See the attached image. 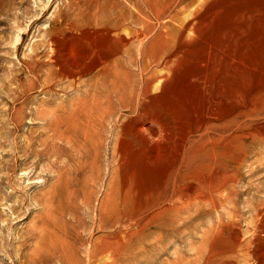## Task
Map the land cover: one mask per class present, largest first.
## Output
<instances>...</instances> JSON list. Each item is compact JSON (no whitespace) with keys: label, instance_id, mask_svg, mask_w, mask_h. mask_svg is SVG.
I'll use <instances>...</instances> for the list:
<instances>
[{"label":"bare ground","instance_id":"bare-ground-1","mask_svg":"<svg viewBox=\"0 0 264 264\" xmlns=\"http://www.w3.org/2000/svg\"><path fill=\"white\" fill-rule=\"evenodd\" d=\"M216 1L109 0L112 10L104 12L99 9L104 0H67L65 9H58L48 19L42 39L33 42L30 51L19 58L20 72L25 77L24 89L5 112L7 122L4 123V140L8 141V151L4 155L7 159L0 167V170H3L0 175V202L4 201V206L12 214L17 208H21L26 214L32 203L40 206L38 213L31 218V224L18 235L14 256L7 251L8 244L5 240L4 245H0V249H4V256L11 259L13 264H134L148 249L164 248L169 243L178 241L181 236L192 240L189 243L191 261H186L178 255V250H175L176 255L168 264H264V198L259 205L250 207L246 212L249 222L244 231V225L241 227L239 223L242 214L236 203L237 185L245 176H252L258 169L264 168V156L257 157L264 152V127L263 123H260L250 132L243 131L245 135L250 136V140L245 137L246 142L241 144L242 147L228 153L230 140L237 137L233 132L251 125H235L234 130L231 127L233 119L228 109L231 108L229 106L233 97L230 98L224 86H220L222 83L217 85L221 78L217 76L218 71L213 62L218 60L215 56L223 55L221 47L224 45L219 47V43L217 47L203 40L204 26L206 28L204 23ZM257 8L256 11L260 9ZM45 14L46 11L38 17L37 22L41 21ZM240 14L241 12L238 15ZM253 25L256 30L257 25ZM24 36H27V33H24ZM235 37L239 39L242 36ZM238 39V46L242 47V43L245 45L242 41L239 45ZM189 56L192 57L191 60L196 61L197 66L191 70L193 72L189 74L188 79L184 77L187 80L185 83L189 85L187 93L185 92L187 96L182 94V102L177 100L178 104L182 103L191 110L190 120L186 122L178 119L179 115L175 118L174 113L165 111L162 101L168 97L181 64ZM230 57H225L226 63L224 60H218L217 68H221L222 74L230 68L233 60H230ZM243 57L245 55L240 58ZM246 60L248 63L250 58ZM244 63L246 64L245 60ZM242 66L239 71L244 68ZM236 71L238 73V70ZM239 74L241 75V72ZM240 75L239 78L243 76ZM216 76L219 79L216 78L215 82L213 78ZM260 77L261 75L259 79ZM176 83L180 82H175L177 86ZM34 92L42 94L44 98H31ZM71 94L73 95L70 96ZM32 104L35 105L34 108L30 107ZM234 105L232 106L235 107ZM231 110L233 112V109ZM218 111L219 114L216 113ZM32 117L41 123V132L21 143L15 133L21 129L25 119ZM261 118L264 119V116ZM106 126H109V151L113 162L118 153L117 141L126 137L132 138L133 133H140V136L142 134L149 143H157L155 152L151 150L153 153L150 154L156 162L163 158L166 160L162 173L160 168L157 169L159 165L156 167L158 173L164 175V180L160 179L165 181L166 185L162 191L156 193L146 210L132 218L130 216L125 222H119L123 229L120 238L118 236L121 232L118 231L115 221L104 222L101 206L93 224L97 228L113 231L110 233L113 241L90 240L82 257L77 253L76 242L69 239L67 226L64 223L54 224L47 210L57 192L68 190L71 171L75 175L90 173L87 175L92 179L100 177V153ZM139 141L134 143L142 154L145 145ZM132 143L130 146L133 147ZM159 144L162 145L158 146ZM18 152H21V156H18ZM62 154L75 156V159H69V163L59 165ZM251 155L255 160L246 166V161ZM142 156L144 157L143 154ZM39 173L44 174L46 179L39 181L36 177ZM113 174L112 169L110 178ZM155 177L156 174L153 178ZM36 178L38 181H33ZM113 180L115 179L111 182ZM50 181L52 183H48ZM186 182L188 184H185ZM3 183L4 194L1 187ZM154 183L151 181V186ZM28 187H38L41 193L28 195V198ZM7 188L9 192L5 191ZM12 198H15L13 203L7 205ZM241 232L245 237L241 238ZM223 243L226 245L218 246ZM136 249L138 251L135 252ZM232 253L236 255L232 257Z\"/></svg>","mask_w":264,"mask_h":264},{"label":"rangeland","instance_id":"rangeland-1","mask_svg":"<svg viewBox=\"0 0 264 264\" xmlns=\"http://www.w3.org/2000/svg\"><path fill=\"white\" fill-rule=\"evenodd\" d=\"M66 1L67 0H0V167L2 166V164H4V161H6V159H7V158H4V155L8 151V149L6 148L8 141L4 140V123L6 124V122H7V117H6L5 112H6L7 108L10 106V104L16 99V97L22 91V89H24L23 86L25 85L24 84V81H25L24 78L25 77L20 72V65L18 64L19 58H22L24 54H26L30 51L29 48L31 47L33 42H36V41H39L40 39H42V37L44 36V30L46 29V26L48 24L47 23L48 19L51 16H53L58 9H61V10L65 9ZM85 1H87V0H85ZM216 3L211 8L209 15L206 18L207 21L205 20L204 25H206V28L204 26V36L205 35L206 36L205 37L203 36V40L205 39V41H207L208 43L211 42V44L216 45L217 47L219 46V43H220L219 47L224 45L223 47H221V49L224 50V51L222 50L223 55L215 56V58L218 60L220 59L219 61L224 60V62H225L226 56L228 59L230 56H233V58L230 57V60L233 59L231 61L233 64L230 63L231 65H230V68L228 69L227 72H224L222 70L223 71V74H222L220 72L221 68H217V67H219V61L213 60V62H215L214 64H215L216 71H218L217 76L219 75L218 77L221 78V79H219L216 76L215 79L213 78V80L216 82V78H218L219 80L217 82L218 83L217 85H220L222 83L220 86L223 85L225 88V91L227 90L226 92H228L227 94L228 95L230 94L229 97L234 98V99L233 98L231 99V102L232 103L234 101L235 102L233 104L231 103V105L229 106L231 108L228 109V111H230V113L227 112V113H229V115L231 114L230 117H231V119H233V120H231L233 122L232 123L233 125L231 124L232 125L231 127L233 128V130H234L235 125H240L239 127H242L246 124L251 125L249 127L246 126L245 127L246 129H243V128L238 129L239 132L237 130H235V132H233L234 135H236L237 137L235 139H231L229 142L230 144L228 145V151L230 150V152H228V151L227 152L231 153V152H235L236 148L242 147L241 144H244V142H246L245 137H247L246 139L250 140V136L245 135V133L243 131H245L246 133L250 132L255 127H258V125L260 123H263L262 126L264 127V119L261 118V116H264V80H263L264 79V52H263L264 51L263 50L264 49L263 48L264 47V45H263L264 44V34H262V33H264V13H263L264 12V10H263L264 9L263 8L264 7V0H228V1L227 0H217ZM110 5L111 4L109 3V0H104V3L101 4V6H99V9L104 11V12H110L112 10ZM260 5H262V6H260ZM222 6H224V7H222ZM257 7L260 9H258ZM255 8H257L258 10L256 11ZM108 9H109V11H108ZM247 9H248L249 13H248ZM250 9H251V11H250ZM45 11H46L45 16L42 18L41 21L37 22L38 17H40V15ZM239 11L241 12L240 15L242 17H240V15H238L240 13ZM260 11H261V13H260ZM250 12L251 13L253 12L252 14L253 15L255 14L256 17L253 16ZM259 13H260V15H259ZM261 14H263V16ZM212 15H214V16H212ZM245 15H246V18H244ZM215 17H218V18H215ZM258 17H260V18L262 17V19H260ZM253 18L254 19L256 18V19L254 20ZM235 20L237 21V23ZM239 21H241V22H239ZM206 22H208V23H206ZM233 22L236 25H234ZM244 23H248L250 26L248 24H244ZM262 23H263V25H261ZM207 24H208V26H207ZM253 24L257 25L256 30H255V26ZM258 25H260V27H258ZM242 26H245V27H242ZM218 27L220 28V30ZM262 27H263V29H262ZM232 28L236 31H234ZM226 29H228V30H226ZM229 29H231L232 31L230 32ZM251 29H253V30H251ZM241 30H243V31H241ZM244 30L246 32H249L248 34H250V35H248ZM256 31L258 34L256 33ZM211 32H213V33H211ZM24 33H27V36L23 37ZM230 33L233 35H231ZM234 35L238 36V37L239 36H242V37H239V39H240L239 40ZM227 36L229 37L230 40L228 39ZM230 36H232L231 37L232 39L230 38ZM233 36L235 37V39ZM247 36H251L252 38H247ZM210 38L211 39L214 38L215 40L214 39L210 40ZM224 38H226V39H224ZM237 39H238L237 43L240 42V44L238 43L239 45H241V43L244 42L246 46L243 43H242V47L238 46L236 44ZM231 40H233V41L231 42ZM230 42L233 44H231ZM226 45H227V47H225ZM232 45L235 46V48H233ZM247 45L249 47H247ZM257 46H259V47H257ZM232 49H234L235 51H233ZM257 49L259 52L257 51ZM226 51H228L227 54H226ZM236 51L239 52V54ZM234 52H236V54ZM244 52H246L247 55ZM237 54H238L239 58L237 57ZM235 55H236L237 59L235 58ZM243 55H245V57L240 58ZM260 56H262V57L260 58ZM223 57H224V59H223ZM191 58H192L191 56L187 57L186 58L187 60L184 61L185 63L183 62L180 66V68L182 67L183 69L179 68V70H178L179 72H177V78H176L175 82H180L181 84L176 83V84H178L176 86L175 82H174L173 85L171 86V88L169 89V92L172 94V96H174V98L172 99L171 94L168 93L169 94V95L167 94L168 97L167 98L165 97L164 100L162 101V103H163L162 105L164 106L165 111H168V113L170 112L171 114L174 113L175 118H177V116L179 115L178 119L186 121V122H189V120H190L191 110H189L188 107L185 106L184 104L182 105V103L178 104L177 100L182 102L183 96H180V95L183 94V95L187 96L186 93H187L189 85H188V83H185V82L187 81L186 79H188V76H190L189 74H191L193 72L191 70L196 69V66H197L195 63L196 61L194 59L191 60ZM249 58H250V60L247 63L246 59H249ZM235 59L237 62L235 61ZM244 60L246 61L247 66L244 63ZM192 61H194V62H192ZM242 61H243V63H241ZM190 62H191V64H189ZM187 64H188V66H187ZM216 64H218V65L216 66ZM234 64L237 66L234 67L235 66ZM193 65H194V67H193ZM238 65H239V67H238ZM241 66H242V68L243 67L244 68L239 71V68ZM247 67L249 69H247ZM236 68H238V69H236ZM217 69H219V70H217ZM236 70H238V73H236L237 72ZM188 72H190V73H188ZM240 72H241V75L239 74ZM259 72H260V74H259ZM228 73H229V75H228ZM180 74L182 77L180 76ZM246 74H248V77H249V78L247 77L248 80L246 78ZM178 75H179V77H178ZM230 75H232V76H230ZM236 75H238V76L235 79ZM239 75L240 76L243 75V76L239 78ZM259 75H261L262 79H261V77L259 79ZM184 77H186V79ZM254 77H255V79H254ZM183 79L185 81H183ZM229 79H231V80H229ZM250 79H251V81H250ZM243 80H244V82H242ZM232 81L234 84L232 83ZM237 81L240 82L239 83L240 86L237 84L238 83ZM225 82H226V84H225ZM242 83H245V84L242 85ZM225 85L229 89L226 88ZM223 86H222V88H223ZM184 87L186 90L184 89ZM231 87H233V89ZM240 87H243V88H240ZM180 88H182V89H180ZM259 90H261L263 93L261 91H260V93L257 92ZM174 91H176V92H174ZM177 92H179V94ZM257 93H258V95H256ZM72 95L73 94H71L70 96H72ZM177 95H178V97H177ZM238 95H240V97ZM241 95H242V97H241ZM186 96H185V98H186ZM30 97L33 99H36V100L44 98V96L42 94L35 93V92L32 93ZM168 99H170V100L168 101ZM253 101H255V102H253ZM172 102L173 103L176 102V103L173 104ZM259 102H260V104H259ZM178 105H180V106H178ZM232 105H234L235 107H233ZM238 105H239V107H238ZM30 107L34 108L35 105L32 104ZM181 107H183V108H181ZM243 107H244V109H243ZM179 108H180V110H179ZM248 108L251 109L252 111L251 110L248 111L249 110ZM231 109H233V112L234 111L235 112L233 113ZM242 110H243V113H242ZM244 110H245V112H244ZM238 112H240V113H238ZM251 112H253V113L251 114ZM216 113L219 114L220 111H218ZM185 117H186V119H185ZM238 117H239V120H238ZM33 119H34V117L29 118V119L28 118L25 119L22 122L23 125L21 126V129L16 131L15 137L18 140H20L21 143L25 139L37 136L41 132V123L39 121H36ZM251 119H253V120H251ZM235 120H238V121H235ZM250 122H252V123H250ZM235 133H237V134H235ZM137 135H139V136H137ZM103 136L104 137L102 138L103 142H102L101 153H100V165H101L100 177L98 179H92L91 176L88 177V175H90V173L85 172V173H78L75 175L71 171L68 190L67 191L60 190L59 192H57L56 197H54L55 195L52 197V199H51L52 203L48 207L49 210H47L51 214L50 218H51V221L54 222V224L61 225L62 223H64L67 226V233L69 235V239L71 241L76 242L75 247H76L77 253H78V255H81L82 257H84V253L86 250L85 248L88 246V243L90 240L91 241H95V240L100 241L101 239H104L102 241H105V240L107 242L113 241L112 235H110V233L112 234L113 231L109 230L108 228H97L93 224V222L95 221L94 219L96 218V215H98L101 206H103V209H104V210L102 209L104 222L115 221V223H116L115 225L118 228V231L121 232L123 229L120 226L119 222H123V221L125 222L128 220V218H130V216L132 218L135 215L137 216L138 214H140L141 212L146 210V207H148L147 205L153 200V197L156 195V193H159L160 190L162 191L166 185L165 181H163L164 175H162V174L160 175V172L162 173V171L164 169V165L166 163V160L163 158L162 160L160 159L159 161L156 162L154 159L151 158L152 156L150 154L151 152L153 153V151L155 152L157 143H155V142L149 143L148 140H146L147 138L145 136H143L142 134L140 136V133L139 134L133 133L134 140H133V137L132 138L126 137L123 140L120 139V141H117V145H120V146L116 145V153L117 152L118 153L116 154V158L114 161L115 163H114L112 158H111V155H110L111 151H109L111 149L109 126H106L104 133H103ZM105 136H107V137H105ZM139 138H141V139H139ZM8 139L10 140L11 138L9 137ZM136 140H137V142H138V140H140L139 142L141 144L145 145V147L143 148L144 149L143 151H145V150L146 151L145 152L142 151V154L144 155V157L141 154V150L138 151L139 148H137L136 143H134ZM249 140H247V141H249ZM124 141H126L127 143L126 142L123 143ZM4 142H5V144H4ZM129 142L132 143L135 147L130 146ZM123 144H125V146ZM161 145L159 144L158 146H161ZM146 147L148 148L149 151L147 150ZM128 148H130L129 149V151L131 150L130 152L128 151ZM132 149H134V150H132ZM151 150H153V151H151ZM132 152H134V153H132ZM18 153H19L18 156H21V152H18ZM149 154H150V156H149ZM68 155L67 156L65 154L61 155V157L59 159V165L65 164L64 162L69 163L68 162L69 159H75V156L69 157ZM263 156H264V152H263V154H261V156H257V157L260 158ZM142 158L145 160H143ZM254 160H255V157L254 156L252 157V155H251V157L246 161L245 165L249 166ZM144 163L146 165L147 164L148 165L146 166ZM152 166H153V168H152ZM156 167L158 170L160 168L159 173H158V170L156 169ZM112 169L114 170V174H113L112 178H110L109 174H110V170H112ZM257 171L258 172H256L252 176H248V177L245 176L243 178V180L241 181V183L239 185H237L238 193L236 195V203H237V208H238L239 212H241V214H242L241 220L239 222L241 227L244 225L242 227V231H244V229H245L244 227L249 222L248 221V214H246V212L249 211L250 207H253L257 204L259 205L260 201L264 198V168L261 167ZM2 173H3V170L2 171L0 170V175H2ZM155 174L157 175V177L158 176H160V177L159 178L155 177V179H154L153 177L155 176ZM53 175L54 174H51V176H53ZM152 175H154V176H152ZM36 177L39 178V181L46 179L45 175L40 174V173ZM104 177L105 178L107 177V178L104 179ZM38 178L33 179V181H38L37 180ZM160 178H162L163 180ZM112 179H115V180H113V182H111ZM86 180H88V181H86ZM151 181H152V183H154L155 181L156 182L154 183V185L152 184V186H151ZM157 182L160 183V185L161 184L162 185L161 186L157 185L158 184ZM161 182H163V183H161ZM48 183H52V181H50ZM24 184H26V182ZM84 184L87 186H85ZM185 184H188V182H186ZM156 185L159 187H157ZM122 186L123 187L126 186V188H122ZM1 187H2V192H3L2 194H4V183L2 184ZM132 187H134V188L132 189ZM109 189L111 192L109 191ZM129 189H130V191H129ZM126 190H128V191H126ZM139 190H141V191H139ZM5 191L9 192L10 190L7 188V189H5ZM149 192H151V193H149ZM27 193H29V194H27ZM27 193H26V196L29 198L30 196L38 195L41 192H40V189L38 187H36V188L28 187ZM131 194H133V195H131ZM28 195H30V196H28ZM141 195H142V197H141ZM130 198H132V199L134 198V199L132 200ZM242 198H244V199H242ZM113 199H115V200L113 201ZM139 199H141V200H139ZM14 200H15V198L14 199L12 198L10 200V202H8L7 205H10L11 202L13 203ZM126 200L128 201V203ZM135 200H136V202H135ZM144 200H145V202H144ZM140 201L143 202L144 204L141 203ZM104 202H106V203H104ZM130 202H131V204H130ZM249 202H250V204H249ZM247 204H249V205H247ZM35 205H37V203L36 204L32 203L28 207V211L26 212V214L23 213L21 208H17L15 213L12 214L10 211L7 210L8 208L6 206H4V201L0 202V213H1L0 214V245L1 244L4 245V240H5V242H7V244H8L6 246L7 251H9L12 256H14V249H15V245L17 244L18 235H20L21 233H23L26 230V228L31 224V218L34 215H36L38 213V211L40 210V206H35ZM109 206H111V207H109ZM135 207L137 208V211H136ZM30 210H32L31 213H30ZM3 212H4V214H3ZM106 212H107V215H106ZM20 213H22V214H20ZM125 213H126V216H125ZM112 217H113V219H112ZM4 219H6V221H4ZM108 219H111V220H108ZM121 234L123 235L122 232L119 233V236H118L119 238L122 236ZM89 235H90V237H89ZM109 237H110V239H109ZM243 237H245V235H244V233L241 232V238H243ZM93 238H94V240H93ZM190 241H192V240L186 239V237L181 236L178 241H175L172 244L169 243L164 248H154V247L150 248V249H148L149 253L147 250L146 253L142 256V258L138 259V261H136L135 263L136 264H166V263L168 264L170 261H172L174 259L173 256L176 255L175 250H178L177 251V252H179L178 255L180 254L179 256H181L182 258H185L186 261H191L190 260L191 259V252L189 249ZM9 243H11V244H9ZM220 245L225 246L226 243L218 244V246H220ZM136 251H138V250L136 249L135 252ZM235 255L236 254H233V253L231 254L232 257H234ZM186 258H188V259H186ZM12 259L15 260V257H13ZM0 264H13L11 259H8L6 256H4V249L3 250L0 249ZM43 264H54V263L45 262ZM240 264H243V263H240Z\"/></svg>","mask_w":264,"mask_h":264}]
</instances>
